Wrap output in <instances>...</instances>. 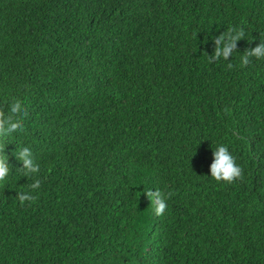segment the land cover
Returning <instances> with one entry per match:
<instances>
[{
	"label": "trees",
	"instance_id": "1",
	"mask_svg": "<svg viewBox=\"0 0 264 264\" xmlns=\"http://www.w3.org/2000/svg\"><path fill=\"white\" fill-rule=\"evenodd\" d=\"M259 39L264 0H0V110L26 109L0 137V264H264V59L240 63ZM217 142L233 182L208 175ZM20 144L41 166L23 203Z\"/></svg>",
	"mask_w": 264,
	"mask_h": 264
},
{
	"label": "clouds",
	"instance_id": "2",
	"mask_svg": "<svg viewBox=\"0 0 264 264\" xmlns=\"http://www.w3.org/2000/svg\"><path fill=\"white\" fill-rule=\"evenodd\" d=\"M244 37V29L240 27H232L228 30L220 31L218 34L211 35L210 38L214 43V49L211 55L208 56L209 62L213 60L228 61L229 56H232L236 51V42ZM251 40V39H249ZM244 52V51H243ZM251 58L257 60L264 59V40H260L240 57L241 65H247ZM231 63L228 67H232ZM26 114V109L19 99L13 98L7 104L5 110H0V137H13L18 133L23 132V119ZM7 141V140H6ZM4 145V143H3ZM212 159L208 165L210 177L216 181L233 182L235 179L242 176L243 169L236 162V156L230 151L228 144L217 142L215 147H211ZM16 160L20 165L15 168L19 170V177L23 176L27 179L31 178V184L28 191L16 192L15 196L20 203L33 200V190L40 188V163L33 154L31 148L27 145L20 144L14 149ZM12 165L7 160V155L3 151V146L0 147V182L10 178ZM144 196L154 205L153 211L155 215H163L168 207L167 198L160 190L155 188L145 189Z\"/></svg>",
	"mask_w": 264,
	"mask_h": 264
}]
</instances>
